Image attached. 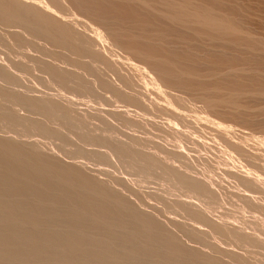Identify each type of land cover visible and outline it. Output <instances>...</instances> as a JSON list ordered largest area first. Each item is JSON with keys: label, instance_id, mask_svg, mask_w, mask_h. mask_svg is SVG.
Returning a JSON list of instances; mask_svg holds the SVG:
<instances>
[{"label": "rangeland", "instance_id": "obj_1", "mask_svg": "<svg viewBox=\"0 0 264 264\" xmlns=\"http://www.w3.org/2000/svg\"><path fill=\"white\" fill-rule=\"evenodd\" d=\"M34 1L27 0V2L30 4H33ZM176 1L181 2L182 0H176ZM190 1H192L193 6H194L192 7L194 9L196 8L201 9L202 7L204 8L208 7L209 10L211 9V11H213L215 15L225 18L227 22L230 23V25L233 24L236 28H238V32L236 33L234 32L233 34H230V35H225V36L223 35V37H221V35L219 36L218 33H217L218 35H216V32H213L210 30H206L203 28H193L192 29V27H189L187 25L185 26L178 22L168 21L162 18L161 16H158L157 15L158 13L156 14V12L152 10H147L144 8H139L138 9L139 11L137 10L136 14L138 15L129 17L128 15H126V12H123L122 8L120 9V6L125 7L124 6L126 5L125 2H120L118 0L117 1L116 0H103V3H104L103 6L112 11V13L109 14L110 17H105L107 19V22L111 25L110 27H114V28L119 27L120 29L130 30L134 34H138V35L148 34L149 36L148 35L147 36L150 38L151 42H155L153 45V47H155L153 49L154 50L153 52H155L154 54L156 55V57L160 59V61L158 59V62L160 63L162 62L161 61L162 59H166V58H169L173 60L174 62L176 61L175 63L176 73L182 69L185 70L187 68L188 70L189 67L192 70L195 69V71L197 72L196 76L192 78L188 76H184L182 77V79L180 78L181 80L177 81V83H179L178 88L176 87L174 89L168 88L169 91L166 88H164L166 87L164 86V84H162L159 80H158L159 82L157 81L156 74L155 75L151 74V73H154V71L148 68V65H146L145 63L141 61H138V59L136 60L135 57L132 58V55L128 56L130 54H126V51L124 49L121 50L122 48H119V46L116 45L115 42L111 41L112 39H109L107 35H104L105 34L104 30H101V28L99 27H97V30L101 31L102 33L98 34L97 33L98 31L97 30L95 31L93 29V27L95 28L97 25H95L90 19L86 17L84 18L81 15H78L80 18H78L77 15L74 16L73 18L72 15L74 14V12L72 13V11L70 10H66L68 13L64 11L65 13H67L64 16L68 17L69 15L70 17L68 18L72 17L71 18L72 20H74L75 17H77L74 20L76 21L75 23H78V24H75V27L78 30L81 27L79 31L82 32L84 29L83 32L85 34H87L88 36H90L89 34H91V37H94V39L97 40L95 45L99 44L100 46L97 45L99 49L97 48V46L95 48H97V50H99L103 56L105 55L104 57L106 59L107 57L111 58V56L113 55L112 56L114 58L113 60L112 58H111V61H110V58L109 60L107 59L110 63L113 62L111 64V66H113L112 68L110 67V65L108 66V64L104 62L97 61V60L92 61L91 57H84V59L88 60L87 62L89 66L91 63V66L89 67V69L86 70L85 68H82L81 65L80 67H77L79 66V64H71L69 63L70 61L67 62V59L64 58L63 56L57 55V53L53 51L54 48L48 42L41 40V39H37V38L34 39V37H32L34 40L33 41L31 39V36L28 33H26L28 36L27 37L28 41L26 39V42L22 43L24 46H27V47H24L25 48L24 49L22 45L20 46L21 43H16V41L11 37L9 32H7L6 29L4 30L3 28H1L3 26H0V35H1L0 40L2 39V41L0 42L6 43V44L3 43L4 46L0 43V50L2 51V52L0 51V64L6 66V68H9L8 70H10V72L13 75H16V76L19 75L18 77L20 78H19L18 83H15L16 89L29 91V93H31L32 95H36L39 98L43 99V101L41 102L43 104L42 106L45 105V107L47 103L50 104V105L47 104V107L48 106L49 107L51 106L52 108L55 107V106L53 107V105L50 102L52 98L55 100H58L59 98L61 100V101L59 100V102H62V103L66 101V103L64 104H66L67 107L71 111H73V113L77 117H82V119L85 120V122H87V123L85 122L84 123H85L86 129L90 133L95 132L97 134L99 133L102 135L107 134L105 136H109V137L113 136L112 138L117 137L118 139L120 138L121 141H124L130 145L134 144L133 146H136L146 152L140 159L136 160L132 157L119 156L115 152L110 153V151L115 150L113 146H109L106 144H103L101 146H96L97 144H92L93 142H92V139L90 138V135L87 134L88 136H86V132L84 130L82 129L80 130L79 128L75 126L73 127L72 125L70 126V124H68V121H66L63 116H60V118L59 116L57 117L55 114H57L56 112H58V110L56 111V109H53L54 110L53 111L51 110V107L50 108L48 107L49 109L44 108V107L41 108L42 112H47L48 110L49 111L51 110L50 113L48 111V113H41V115L34 114L33 116L35 117L36 115V118L43 117L47 119L49 122H51L53 118L56 119L54 126H56L57 128L59 127V129L62 128V131H64L63 133L66 132V134L73 136V137L72 136L70 137V140L68 139L69 142L68 140H66L67 142H65L64 140L58 137L51 136L47 132H44L42 129H39L42 131V132H39L37 131L38 127L36 128L30 123H29L30 126L27 125L28 122L26 119H24L25 118L24 113H26L27 111L23 109V107L18 106V105H15V107L13 108L15 110L6 109V108L5 110L3 108L4 110L0 111V113H5V112L10 113L11 112L12 114L11 116H13L9 118L8 121L6 120L8 118L3 117V120H6L5 122H3L2 118L0 117L1 119L0 128H2L0 129V135L8 136V137L15 136L16 138H19V139L21 138L26 139V140L28 139L27 141H29L30 139V141L31 140L33 142L35 141L34 143L36 144L37 148L39 146L41 147V148L39 147L40 149L44 147L43 148L44 151H47L48 153H50V151L51 153L53 152L52 155L55 154L54 156H57L56 158H58L59 156L60 159L58 158V160L59 161L63 160L61 162H64L66 164L68 163L71 164L73 162L75 163L76 161L86 173L88 172L87 174L89 175L91 174V176H97L100 179L103 177L105 178L107 177L106 179L103 178V180H105L108 184L110 183L111 186L115 184L113 187L116 189L120 187L119 191L122 190L120 191V193L123 192L122 194L125 197H127L132 202L134 201L133 203L138 208L140 206L139 209L146 211V213H150L151 215L155 216V218H157L158 215H160L159 218H157L156 220H158L159 222L161 220L160 223L163 225V227L165 228L167 226L165 228L166 230L168 229L167 231L170 230L169 232L173 234L175 232L174 235H177V237L180 235L179 236L181 237L180 240L183 241V243L186 244L187 246L190 245L191 248H195V249L197 248L200 251L202 252L205 251L204 253L211 254V255L216 254L215 252H217V250L215 251L214 249L220 248L222 249V251L224 250V252L227 255V257L224 255L225 259H229L228 256L229 255L231 256L232 254H235L236 252L241 257L238 259H234L232 261V264H246L245 261L247 260L253 264H259V263L264 264L263 262L264 259H262L264 258V226H263L264 225V160H263L264 158V149H263L264 148V143H263L264 142V0H190ZM119 2L122 5L116 4ZM156 2L158 1L156 0ZM158 4L160 6L158 5L157 6L160 9H162L163 4L160 2ZM114 10H118L119 14L115 13ZM86 19L89 22H92V24H90ZM141 19H144V20L142 21ZM147 19H149V21L151 20L149 22L150 24L147 23V21H145ZM136 20H139V21H136ZM86 21L88 22V24ZM117 22L118 23L120 22V25H118ZM113 23L115 25H113ZM77 25H80V27ZM146 25L149 26L148 27L149 29L146 28L147 27ZM91 27L94 31L90 30ZM85 29H88L87 30L88 33L85 32L86 31ZM4 34H6L7 36ZM151 38H154V39H151ZM7 39H11V42H9V40L7 41ZM38 42L40 43L43 42V43L39 44ZM142 42L143 41L139 39L137 43H140L139 45H142ZM48 47H50V49L52 48L53 49L50 50ZM9 48L11 49V51ZM43 48H45V50ZM101 48L102 49L104 48L106 50L103 49L104 50L103 51ZM23 49H24V52H21L23 51ZM3 50L5 51L7 50V51L5 52ZM108 50L112 51V52H109L111 53V56L106 54L108 53ZM8 51H10V53H8ZM28 52L30 55H27ZM47 52H50V53L52 52V54L47 53ZM33 53L34 54L36 53V54L31 55ZM112 53H114L115 55ZM157 54L158 55L161 54V55L157 56ZM42 55L45 58H42L41 57ZM6 56L8 57L6 58ZM19 56H20V59H19ZM35 56L37 57V59ZM25 57H28L30 59H27ZM14 59L15 60L17 59L19 61L14 62ZM21 59L23 60L22 63H20ZM43 59L51 63L56 62L55 63L56 65H59L60 67L64 66L65 68L62 67L64 69H67V70L71 69L70 71L76 70L74 71L76 73L80 72L81 74L80 73L79 74L82 75L84 79L86 78L85 80L88 81L87 83L89 84L90 87L94 86L96 89L97 88L98 89L96 90L94 87L93 88L91 87V93H90L87 90L85 91L83 90L82 92L81 90L74 89L76 90L74 91L72 88L68 86H62V84L59 85L60 82H58L55 77H51L53 76V74H51L50 76V73L47 70H45L44 66L41 63L45 61ZM178 59L180 60V62ZM50 60H52L53 62ZM24 61L26 62V64L29 63V65H26ZM57 61H60V62H57ZM65 61H66V64H65ZM133 62L135 64H133ZM6 63L8 65L10 64L11 66H8ZM117 63H118V67L116 66ZM138 64H141L142 66ZM24 65H26L27 68ZM94 65L98 67L99 69L96 68ZM67 66L68 68H66ZM74 66H75V69L72 70ZM138 66L141 67V69H139ZM28 68L32 71H30ZM105 69L106 71L107 70L108 71L106 72ZM148 70H150L151 73ZM13 71L16 73H13ZM27 71L30 73H27ZM83 71H86L84 72L85 75L83 74ZM88 71L89 73H87ZM93 71H95V75L97 77L94 75ZM120 71H123V72H120ZM145 71L147 72V75L146 73H144ZM111 74L112 75L114 74V76L110 77ZM43 75L44 76L46 75V76L44 77ZM102 75H104V77L108 75L107 77L109 80L106 77L104 78ZM122 75H125V77ZM140 75L142 79L139 78ZM150 75H152V77L155 78V80L152 79ZM145 76H147L148 78ZM114 77H116L117 80ZM133 77L135 80L133 79ZM95 78H97L98 80L97 79L95 80ZM125 78H126V81L124 82L123 79ZM143 78L145 79V81H143ZM104 79L109 83L111 82V84L117 83L115 86L123 84L122 88L125 87L126 89H129V91L131 92H134V93L136 92V94L140 91L138 93L139 95L137 94L140 97V100L144 98L141 101L143 102L146 101L149 105L145 102L144 105H134L133 104L132 106V104L118 99L115 95H113V91L111 90L109 91V93H111V97H110L109 96L110 94L106 93L108 92V89L102 87V85L99 84L100 80L105 81ZM137 79H140V80H137ZM4 81H5V84H4ZM153 81H155L158 84L156 85L155 82ZM179 81H181L184 85L181 84ZM6 82L8 83L9 81L0 79V96L1 94H6L7 93L5 92L6 90L8 91V93H10L9 92L10 88H5V86L6 87L9 86V84H7ZM128 82L130 83L128 84ZM136 82H138V84ZM144 82H147V83H144ZM2 83L4 84V87H2L3 86ZM96 83L99 85H96ZM153 83L156 85V89L154 88L155 86ZM141 84L143 85V87L141 86ZM138 85L140 86V88ZM180 85H182V87ZM183 86L185 87L183 88ZM117 87L119 88V86ZM125 88L124 90H126ZM135 88H138V90H136ZM158 88L159 90L161 89L162 90L159 91ZM3 89H5V91ZM216 89H220V93L219 91H216ZM98 90H100V92H98ZM143 91L145 92L143 93ZM101 92H104V93L102 94ZM160 92L161 94H163L162 96ZM214 92H217V93H214ZM107 94L109 95L107 96ZM149 94L151 97L149 96ZM224 94L226 96L233 95L234 98L233 97L232 98L234 99V103H230L228 105L227 104L221 105V103H217L216 101L215 105H213L214 107L212 106V107H205L206 109L204 108V104L202 101L203 97H206V98L211 97L213 100H217L218 98H220L221 95L223 96ZM87 95H90L91 97ZM141 95H144V96L142 97ZM156 96L157 98L156 100H154L155 98L153 99L152 97H156ZM199 98L201 100H199ZM113 99L117 101L114 100L115 101L114 102L112 101ZM194 101L196 104L193 103ZM201 101H202L201 106H198L201 103ZM152 106H153V109L155 108L156 111L151 109ZM126 107L130 111H128ZM131 108L134 110V111L132 110L134 113L131 111ZM136 108H138V110L140 109V111L142 112L140 111L138 112ZM7 110H10V111H7ZM122 110L123 111L126 110V112L125 111L123 112ZM143 111L147 113L148 117L146 116V114L144 115ZM148 111H151V112L149 113ZM51 112L53 115L51 114ZM117 112L118 114L119 113L120 114L118 115ZM136 112L138 115L136 114ZM128 113L129 114L131 113V114L129 115ZM157 113L159 114L157 115ZM16 114H17V117H16ZM96 114L97 116H94ZM20 115H21V118L19 119ZM84 115L85 117L86 116L87 117L85 118ZM138 116L140 117V119L138 118ZM199 117H203V118H199ZM149 118L150 119L152 118L153 121H151ZM15 119H16L15 121L16 123L14 122ZM143 119L147 121V123L146 122L144 123ZM149 121L153 123H149ZM1 122L6 123L7 125L6 124L3 125V123ZM11 122L15 124H12ZM93 122L96 124H92ZM219 123H221L220 124L221 126L218 125ZM16 124L18 126L20 125L19 127H21L24 130L27 129L26 130L27 132L26 131L23 132V130L20 128L22 130L21 131L19 127L17 128ZM88 124H90V127L88 126ZM99 124L101 126H99ZM144 124H146L148 128ZM154 124H156V127L152 128L155 126ZM157 126L159 127V130ZM28 128L29 129L31 128L30 129L31 131H28L29 130ZM93 128H94V131L92 130ZM77 129H79V133H80L79 138H77L76 135L74 134L78 132ZM101 131L103 133H100ZM159 132H160V135H159ZM162 133H164V137ZM219 136L221 137L223 136L224 138L222 137L223 138L222 139ZM255 138H258L259 142H257ZM229 143H230V146H229ZM236 148H239V149L236 150ZM149 155H153L156 157L158 165H156L157 163L154 164L150 160ZM119 157H122V158L120 159ZM258 157H260V159ZM246 159L248 161H246ZM79 160H80V163L83 162L81 163L82 165L79 163ZM83 166L85 168H83ZM173 167L176 169H171ZM85 169H87L88 171ZM106 169L108 171H106ZM181 169H182V172L183 171L186 172L188 176L192 175V177H195L193 178L194 183H197L196 181L201 182V183L202 181L203 183L206 182L207 184L205 183L206 189L203 190L204 192L202 191V193H200L201 191H197V190L194 192L193 189H191L194 186L192 185L193 187H190L191 186L190 184L188 183L186 184V182H184L185 178L183 176L181 177L182 174L186 175V173L180 172ZM171 170H172V173L170 172ZM173 170H176V171H173ZM109 171L111 172V174ZM178 171L182 174L181 175L178 174ZM107 172L109 173V175L107 174ZM93 173H96V175ZM98 173L99 175H97ZM121 177L125 178V180L122 179ZM181 178H184V179H182L181 181ZM108 179H111V180H108ZM121 180L122 181L124 180V181L122 182ZM110 181H114V182H110ZM119 183H121V185L123 183L124 184L121 186ZM187 185H190V186H187ZM140 195L141 197H139ZM170 198L172 199L171 201L169 200ZM173 198H176V200L177 199H180L181 201L183 200V204L185 203L183 206L184 208L179 207L178 204L176 205V200ZM141 199L145 201H142ZM151 200H153L154 202ZM152 202L154 204H156L155 202L157 203L160 202L159 208H158V204L154 205ZM166 203H167V206H166ZM173 204H174V207H173ZM169 209L172 211H169ZM203 210L206 212V214H208L209 217H211V221L214 220L215 222L222 224L223 227L225 226L224 228L228 230L227 231L228 233L226 235H223L225 233H221V235L220 233L219 234L214 233L213 235V232L209 228V224L207 226V223L205 224V222L204 224L203 222H199V221L195 222V220H192L190 218L191 215L193 216L195 214H199L200 212L202 213ZM184 217H186L187 219ZM179 219H181L183 222ZM184 220L189 221L190 224L189 222L187 224V222H184ZM192 222H195L193 223L194 225L191 224ZM178 223L181 226L197 225L195 227H199V229L201 227L202 231L204 229H208V228L209 229L204 230V232H206L204 234V238L202 237L200 239L199 238L197 239L193 237L192 239V236L185 234L184 230L181 228V226ZM174 225L176 226L174 227ZM183 235L185 238L183 237ZM206 235H207V238L205 237ZM219 235L222 237V239L221 237H219ZM223 237L225 240L223 239ZM186 238H189V239H186ZM206 239H209V240L206 241ZM184 240L187 242H185ZM210 240L212 241V243ZM195 241L196 242L199 241V243L198 242L196 243ZM189 242L190 244H188ZM200 242H202L203 244H200ZM204 242H206L205 244H207L208 246H206ZM221 242L222 243L225 242V243L222 245ZM210 244L214 246L213 249L211 248ZM201 246L205 249H203ZM226 249L227 250L231 249L230 250L231 252L227 251ZM212 253H215V254H212ZM244 259L246 260L244 261ZM252 259H254L255 261Z\"/></svg>", "mask_w": 264, "mask_h": 264}, {"label": "bare ground", "instance_id": "obj_2", "mask_svg": "<svg viewBox=\"0 0 264 264\" xmlns=\"http://www.w3.org/2000/svg\"><path fill=\"white\" fill-rule=\"evenodd\" d=\"M25 1H23V0H0V26H3L1 28H3L4 30L6 29V31L9 32V34L16 41V43H21L20 46L22 45L23 48L27 47V46H24L22 43L26 42V39L28 37L26 33H28L31 36L32 40H33L32 37H34V39L37 38V39H41V40L48 42L54 48L53 51H55V53H57V55L63 56L64 58L67 59V62L70 61L69 63H71V64H79V66H77V67H80V65H81L82 68H85L86 70L89 69V67L91 66V63L89 62L90 63V66H89V64L87 62L88 60L84 59V57H91L92 61L97 60V61L104 62V63L108 64V66L110 65V67L112 68L113 66H111V64L113 62L110 63L108 61L110 57H107V59H108L107 60L104 57L105 55L103 56L102 53H100V51L97 50V48L99 49L98 46H100L99 44H97L98 46L95 45L97 40H95L94 37H91V34H89L90 36L85 34L83 32L84 29L82 32L79 31L81 28L80 27L81 24L77 25L80 27L79 30L75 27V24H78V23H75L76 21H74L77 17H75V19L72 20L71 19L72 17L68 18V17H70L69 15H68V17L64 16L65 14L68 13L66 10H70V11H72V13L74 12V14L72 15L73 18L76 15L77 16L81 15L84 18L86 17V18L90 19L95 25H97L95 28L93 27V29L95 31L97 30V27L101 28V30H104V32H105L104 35H107L109 37V39H112L111 41L115 42V44L118 45L119 48H122L121 50L124 49L126 51V54H130L128 56L132 55V58L135 57L136 60L138 59V61H141V62L145 63L146 65H148V68L152 69V71H154V73H151L150 70H148V71H150V73L152 75L156 74L157 81L159 80L162 84H164V86H166L164 88H166L167 90H168V88H170V89L171 88L174 89L175 87L178 88L179 83H177V81L181 80L182 77H184V76H188L191 78L196 76L197 72L195 71V69H193V70L190 69V67L188 70L186 68L185 70H183V69L180 71L178 70L179 72L176 73V69H175L176 68V64H175L176 61L174 62L173 60H171L169 58L162 59L161 60L162 62L159 63L158 62L159 58H157L156 55L154 54L155 52H153L154 51L153 49L155 48V47H153V45L155 42H151L150 38L148 37L149 36L148 34H147L148 36L146 34H141V35L139 34L138 35V34H134L130 30L120 29L119 27L118 28L110 27L111 25L107 22V19L105 17H110L109 14L112 13V11L103 6V4H104L103 0H35V1L32 0V1H34L33 4L28 3L30 1H28V2H27V0H25ZM118 1L126 3V5H124L125 7L120 6V9L122 8L123 12H126V15H128L129 17L138 15V14H136L137 10L139 8H144L147 10L154 11V12H156V14L158 13L157 14L158 16H161L162 18H164L168 21L178 22V23H181L182 25H185V26L187 25L189 27H192V29L193 28H203L206 30H210V31L216 32V35H218V34H219V36L221 35V37H223V35L225 36V35L233 34L234 32L235 33L238 32V28H236L233 24H232L233 26L230 25V23H228L225 18L218 16V15H215L213 13V11H211V9L209 10L208 7H207L208 9L204 8V7H202L201 9L195 7L196 9H194L193 3L190 0H182L181 2H177L176 0H157L158 2H156V0H118ZM120 2L116 3V4L122 5ZM159 2L163 4L162 9H160L158 7V6H160L158 4ZM118 10H114V12L119 14ZM64 11H66L67 13H65ZM78 18H80V17L78 16ZM141 20L143 21L144 19H141ZM136 21H139V20H136ZM145 21H147V23H149L151 20L149 21V19H147ZM145 21H144V23H145ZM81 22H83V21H81ZM88 22H87V24H88ZM92 22H89V23L92 24ZM114 23H116V22H114ZM114 23H113V25H115ZM118 25H120V22L118 23ZM148 27L149 26H147L146 28H148ZM83 28H85V27H83ZM89 28H90V26H89ZM93 29L91 27L90 30H93ZM85 30H86L85 32L88 33V31H87L88 29H85ZM97 31H98L97 32L98 34L102 33L99 30H97ZM1 32H2V30H1ZM148 32H149V30H148ZM1 34H3V33H1ZM4 35H6V34H4ZM7 35H8V33H7ZM8 38H10V37H8ZM11 39H7V41L9 40V42H11ZM139 39H141L143 41L142 45H139L140 43H137ZM151 39H154V38H151ZM0 41H2V39ZM27 41H28V39H27ZM3 43H1V44L3 45ZM12 43H14V42H12ZM38 43L41 44L43 42H41V43L38 42ZM4 44H6V43H4ZM26 45H27V43H26ZM14 46H16V45H14ZM96 46H97V48H95ZM45 48H47V47H45ZM45 48H43V49L45 50ZM48 48L50 49V47H48ZM108 48H109V46H108ZM2 49H3V47H2ZM24 49L21 52H24ZM32 49H33V47H32ZM52 49H50V50H52ZM41 50H42V48H41ZM104 50H106V49H104ZM3 51H5V50H3ZM10 51H11V49H10ZM10 51H8V53H10ZM29 52H30V50H29ZM29 52L27 55H30ZM109 52H112V51L108 50V53ZM165 52H167V51H165ZM47 53H50V52H47ZM108 53H106V54L111 56V53H109V54ZM35 54L33 53L31 55H35ZM50 54H52V52ZM53 54H54V52H53ZM112 54H114V53H112ZM160 55L161 54H159V55L157 54V56H160ZM112 56H111V58L113 60L114 58ZM7 57L8 56H6V58ZM28 57H30V56H28ZM28 57H25V58L30 59ZM41 57L45 58V57H43V55ZM111 58H110V61H111ZM19 59H20V56H19ZM36 59H37V57H36ZM43 60H45V59H43ZM48 60H49V58H48ZM15 61H19V60L14 59V62ZM22 61L23 60L21 59L20 63H22ZM50 61H52V60H50ZM115 61H116V59H115ZM159 61H160V59H159ZM57 62H60V61H57ZM179 62H180V60H179ZM41 63L44 66L45 70H47L50 73V76H51V74H53V76H51V77H55L57 79V81L60 82L59 85L62 84V86H68V87L72 88L73 90L74 89L81 90L82 92H83V90L84 91L87 90L91 93V87L93 88L94 86L90 87L89 84L87 83L88 81H86L85 80L86 78L84 79L82 77V75H80L81 74L80 72H77L78 73L77 74L76 72H74L76 70L70 71L71 69L70 70L64 69L65 68L64 66L61 65L62 67H64V68H62L59 65H56L55 64L56 62L51 63V62H47V60H45L44 62H41ZM25 64H26V62H25ZM65 64H66V61H65ZM133 64H135V63L133 62ZM26 65H29V63ZM26 65H24V66L26 67ZM92 65H93V63H92ZM96 65H98V64H96ZM138 65H141V64H138ZM8 66H11V65L9 64ZM13 66H15V65H13ZM30 66H31V64H30ZM116 66L118 67V63L116 64ZM22 67H23V65H22ZM134 67H135V65H134ZM66 68H68V66ZM96 68H98V67H96ZM132 68H133V66H132ZM8 69L9 68H6V66L0 64V76H1L0 79L9 81L8 83L6 82L7 84H9V86L8 87L5 86V88H10L9 89L10 93H8L7 90L5 91V89H3L7 93L1 94V96H0V111L4 110L5 108L15 110V109H13L15 107V105L21 106V107H23V109H25L27 111V112L25 111L26 113H24L25 114L24 119H26L28 122L27 125H29V123H30L33 126H35L36 128L38 127L37 131L42 132L41 130H39V129H42L44 132H47L51 136L58 137V138L64 140L65 142H67L66 140H68V139L70 140V137L72 135L70 136V135L66 134V132L63 133L64 131H62V128H60L62 131L61 132L59 127L57 128L56 126H54L56 119L53 118V120H51V122H49L47 119H45L43 117H41V118L37 117L36 118V115H35V117L33 116L34 114L41 115V113H48V111H49L48 109L51 106L50 107L48 106L49 108L47 107V104H49V103L46 104V107H45V105L42 106L43 104L41 101H43V99L39 98L36 95H32L31 93H29V91L16 89L15 83H18L20 77H18L19 75H17V76L13 75L10 72V70H8ZM19 69H21V68H19ZM73 69H75V66H74V68H72V70ZM106 69H105V71H106ZM139 69H141V67H139ZM30 71H32V70H30ZM89 71H91V70H89ZM89 71L87 73H89ZM84 72H86V71H83V74H84ZM93 72L95 75V71H93ZM120 72H123V71H120ZM13 73H16V72L13 71ZM27 73H30V72L27 71ZM144 73H146V75H147L146 71ZM25 74H26V72H25ZM108 74H110V73H108ZM36 75H38V74H36ZM90 75H91V73H90ZM141 75L139 78H141ZM152 75H150V76L152 77ZM102 76L104 77V75H102ZM107 76H105V77L108 79ZM112 76H114V74L113 75L111 74L110 77H112ZM122 76L125 77V75H122ZM128 77H130V76H128ZM128 77H127V79H128ZM142 77H144V76H142ZM145 77H147V76H145ZM114 78H116V77H114ZM121 78H123V77H121ZM96 79L97 78H95V80ZM133 79H134V77H133ZM152 79L155 80V78H153V77H152ZM87 80H88V78H87ZM116 80H117V78H116ZM137 80H140V79H137ZM123 81L125 82L126 78L123 79ZM143 81H145L144 78H143ZM138 82H136V83L138 84ZM153 82H155V81H153ZM179 82L181 84H183L181 81H179ZM118 83H119V81H118ZM129 83L130 82H128V84ZM144 83H147V82H144ZM144 83H143V85H144ZM4 84H5V81H4ZM4 84L2 87H4ZM12 84H14V85H12ZM99 84H101L102 87L108 89V92H106V93H109V91L111 90V91H113V95H115L118 99L130 103V104H132V106H133V104L134 105H144V103L146 102V101L145 102L141 101L144 98H142L140 100V97L138 96L139 95L138 93L140 91L139 92L137 91L138 92L137 93L138 95H137L136 92L135 93L131 92V91H129V89H126L124 87L128 91L127 92L126 90H124V88H122L123 87L122 83H121L122 85H117V86H119V88L117 86H115L117 83L116 84L112 83L113 84L112 85L111 82L109 83L106 80L105 81L100 80ZM99 84L96 83V85H99ZM155 84L157 85L158 83L155 82ZM155 84H154V86H155L154 88L156 89ZM143 85L141 84L142 87H143ZM127 86H129V85H127ZM180 86L182 87V85H180ZM96 87H98V86H96ZM184 87L185 86H183V88ZM139 88H140V86H139ZM135 89L138 90V88H135ZM76 90H74V91H76ZM151 90H152V88H151ZM158 90H159V88H158ZM161 90H159V91H161ZM216 91H219V93H220V89H216ZM98 92H100V90H98ZM104 92H101V93L103 94ZM144 92L145 91H143V93ZM155 92H157V91H155ZM214 93H217V92H214ZM109 94H107V96L109 95L111 97V93H109ZM160 94H161V92H160ZM166 94H168V93H166ZM84 95H86V94H84ZM162 95L163 94H161V96ZM219 95H218V97H219ZM87 96H90V95H87ZM94 96H96V95H94ZM141 96L143 97L144 95H141ZM149 96H150V94H149ZM157 96L152 97V98L153 99L155 98L154 100H156ZM161 96H160V98H161ZM229 96H226L224 94L223 96L221 95L220 98H218L217 100H213L211 97H209V98L203 97L202 101L204 104V108L205 107H212L213 105H215L216 101H217V103H221V105L222 104L228 105L230 103H234L233 95L230 97ZM215 97H216V95H215ZM109 99H111V98H109ZM115 99H113L112 101H114ZM59 100H60L59 98H58V100H55L53 98L50 100L53 107L55 106L54 108L51 107V110H53V109H56V111L58 110V112L55 111L57 113L55 115L57 117L59 116V118H60V116H63L65 118V120L68 121V124H70V126L72 125L73 127L75 126V127L79 128L80 130L81 129L84 130L86 132V136L90 135V138L92 139V142H93V143L91 142L92 144H97L96 146H101L103 144L113 146L115 150L110 151V153L115 152L119 156L132 157L136 160L140 159L144 155V153H146L142 149H140L136 146H133L134 144L130 145L124 141H121L120 138H119L120 139L119 140L117 137H116L117 138L116 139V138H112L113 136L112 137L105 136L107 134L102 135L99 133L97 134L95 132H94L95 134L92 132L90 133L86 129V126H85V123H87V122H85V120H83L82 117H77L73 113V111H71L67 107V105L64 104V103H66V101L65 102L63 101L64 103H62V102H59ZM164 100H166V99H164ZM193 100H191V101H193ZM199 100H201V99L199 98ZM115 101H117V100H115ZM202 101L198 106H201ZM45 102H46V100H45ZM45 102H43V103H45ZM148 102H149V100H148ZM153 102H151V103H153ZM196 102H197V100H196ZM155 103H156V101H155ZM193 103H195V101ZM43 107L48 108L47 109L48 111L42 112L41 108H43ZM154 107H156V106H154ZM129 108H130V106H129ZM132 108H131V111L133 110ZM126 109H127V107H126ZM136 109L138 112L140 111V109L139 110H138V108H136ZM149 109H150V107H149ZM151 109H153V106ZM195 109H196V107H195ZM199 109H197V110H199ZM153 110H155V108ZM202 110H203V108H202ZM7 111H10V110H7ZM50 111H49V113H50ZM124 111L126 112V110H124ZM128 111H130V110H128ZM176 111H177V109H176ZM140 112H142V111H140ZM148 112L150 113L151 111H148ZM17 113H19V112H17ZM143 113H144V115L146 114V116L148 117V115H147V113H145V111H143ZM13 114H14V112H13ZM51 114H52V112H51ZM117 114H118V112H117ZM136 114H137V112H136ZM158 114L159 113H157V115ZM11 115H12L11 112L10 113L9 112L0 113V117L2 118V120L4 117V118H8V119H6L7 121L9 120V118L13 117ZM94 116H97V114ZM199 116H201V115H199ZM14 117H15V115H14ZM16 117H17V114H16ZM84 117H85V115H84ZM20 118H21V115H20L19 119ZM130 118H131V116H130ZM138 118L140 119L139 116H138ZM152 118L151 119L149 118V119L151 121H153ZM199 118H203V117H199ZM132 119H134V118H132ZM144 119H146V118H144ZM144 119H143V122L147 123V121H145ZM6 120H3V122H5ZM21 120H20V122H21ZM102 120H100V121H102ZM104 120H106V119H104ZM135 120H137V119H135ZM0 121H1V119H0ZM15 121H16V119L14 120V122ZM3 122H1V123H3ZM15 123H12V124H15ZM149 123H153V122L149 121ZM4 124H6V123H3V125ZM66 124H67V122H66ZM92 124H96V123L93 122ZM156 124H154L155 126L152 128H155ZM220 124L221 123H219L218 125H220ZM22 125H24V124H22ZM144 125H146V124H144ZM19 126L17 125V128ZM88 126L90 127V124H88ZM99 126H101V125L99 124ZM26 127H28V126H26ZM143 127H145V126H143ZM146 127L148 128L147 125H146ZM11 128H12V126H11ZM20 128L21 127H19V129ZM212 128H213V126H212ZM223 128H225V127H223ZM0 129H2V128H0ZM30 129L28 131H31ZM79 129H77V131H78L77 133H74L77 138H79V134H80ZM22 130L24 132L27 129L26 130L22 129ZM92 130L94 131V128ZM158 130H159V127H158ZM197 130H199V129H197ZM35 131H36V129H35ZM102 131L100 133H103ZM104 131H105V129H104ZM33 132H34V130H33ZM155 133H157V132H155ZM162 134L164 137V133H162ZM8 135H9V133H8ZM50 135H48V136H50ZM159 135H160V132H159ZM241 135H243V134H241ZM219 137H221V136H219ZM122 139H124V138H122ZM255 139L257 140V142H259L258 138H255ZM27 140L22 139V138L19 139V138H16L15 136L8 137V136L0 135V264H232V261L234 259H238L241 257L238 253L235 252V254H232V253H234V252H232L231 253L232 255L228 256L229 259H225L224 257L225 256L227 257V255L224 252V250L222 251V249H220V248L214 249L215 251L217 250V252H215L216 254L212 253L215 255H211V254L204 253L205 251L202 252L197 248L196 249L191 248L190 245H189L190 247L187 246L186 244L183 243V241L180 240V238H181V237H179L180 235L177 237V235H174L175 232L173 234V233L169 232L170 230L167 231L168 229L167 230L165 229L167 226L165 228L163 227V225L160 223L161 218L159 219L160 222L158 220H156L160 216V215H158V213H157L158 217L155 218V216L151 215L150 213H146V211L139 209L140 206L138 208L133 203L134 201L132 202L127 197H125L122 194L123 192L120 193V191H122V190L119 191L120 187L116 189L113 187L115 184H113V186H111L110 183L108 184L105 180H103V178H105V177L102 176L103 178L100 179L97 176H91V174L90 175L87 174L88 172L86 173L76 161H75V163L73 162L71 164L70 163L66 164L64 162H61L63 160L59 161L58 160L59 156H58V158H56L57 156H54L55 154L52 155L53 152L51 153V151H50V153H51L50 154L47 151L43 150L44 147L42 149H40L41 148L40 146H39L40 148L39 147L37 148L36 144L34 143L35 141L34 142L32 140L30 141V139H29V141H27ZM69 140H68V142H69ZM49 146H51V145H49ZM93 146H95V145H93ZM229 146H230V143H229ZM256 146H257V144H256ZM243 147H245V146H243ZM253 148H255V147H253ZM63 149H64V147H63ZM237 149H239V148H236V150ZM76 150H78V149H76ZM119 158L121 159L122 157H119ZM149 158L154 164L157 163L156 165H158V162H157V159L155 156L149 155ZM258 158L260 159V157H258ZM263 160H264V158H263ZM246 161H248V160L246 159ZM166 162H168V161H166ZM79 163H80V160H79ZM81 163H83V162H81ZM83 168H85V167L83 166ZM108 168H110V167H108ZM171 169H176V168L173 167ZM85 170H87V169H85ZM106 171H108V170L106 169ZM173 171H176V170H173ZM97 172H98V170H97ZM170 172L172 173V170ZM180 172H182V169ZM180 172L178 171V174L181 175L184 171L182 173H180ZM184 173H186V172H184ZM93 174L96 175V173H93ZM107 174L109 175L108 172H107ZM110 174H111V172H110ZM97 175H99V173ZM182 176L185 179L181 178V181H182V179H184V182H186V184L188 183L191 185V186L190 185H187V186H190V187L194 186L193 188H191V189H193L194 192L197 190V191H201L200 193H202V191L206 189L205 188L206 184H207L206 182H205L206 184L203 183V181H202V183L198 182V181H196L197 183H194L193 178H195V177H192V175L188 176L187 173H186V175L182 174L181 177ZM118 177H120V176H118ZM113 178H114V176H113ZM122 179L125 180V178H122ZM108 180H111V179H108ZM251 180H253V179H251ZM194 181H195V179H194ZM110 182H114V181H110ZM119 184L121 185V183H119ZM125 184H127V183H125ZM228 193H230V192H228ZM139 197H141V195ZM149 197H151V196H149ZM173 199L176 200V198H173ZM169 200L171 201L172 199L170 198ZM142 201H145V200H142ZM151 201H153V200H151ZM170 201H169V203H170ZM149 202H150V200H149ZM157 202H155V203L158 204V208H159L160 202L159 203H157ZM148 204H150V203H148ZM156 204H154V205H156ZM177 204L179 205V207L184 208L183 206L185 203L183 204V200L181 201L180 199H177L176 205ZM162 206H160V207H162ZM166 206H167V203H166ZM173 207H174V204H173ZM177 209H179V208H177ZM169 211H172V210L169 209ZM156 212H157V210H156ZM184 218H186V217H184ZM190 218L192 220H195V222L199 221V222H203V224L205 222V224L207 223V226L209 224V228L213 232V235H214V233H217V234L220 233V235H221V233H225L223 235H226L228 233L227 232L228 230H226L224 228L225 226L223 227L222 224H219L218 222H215L214 220L211 221V217H209L208 214H206V212L204 210L202 211V213L200 212L199 214H195L193 216L191 215ZM188 219H189V217H188ZM176 220H178V219H176ZM179 220H181V219H179ZM184 222H187V224H188L189 221L184 220ZM195 222H192L191 224H193ZM173 223H174V221H173ZM189 224H190V222H189ZM176 225H174V227ZM193 225H191V226H181L180 225V226L184 230L185 234L192 236V239H193V237H195L197 239L198 238L200 239L202 237L204 238V234L206 233V232H204V230H208L209 228L204 229L202 231L201 227H200V229H201L200 230L199 227H195L197 225H195V226H193ZM258 225H259V223H258ZM207 226H206V228H207ZM177 232H179V231H177ZM208 232H210V231H208ZM207 235L205 236L206 238H207ZM220 235H219V237H221ZM209 236H211V235H209ZM183 237H184V235H183ZM217 238H218V236H217ZM186 239H189V238H186ZM221 239H222V237H221ZM223 239H224V237H223ZM207 240H209V239H206V241ZM185 242H187V241H185ZM197 242L199 243V241H197ZM205 243L206 242H204V244ZM211 243H212V241H211ZM221 243H220V245H221ZM224 243L225 242H223L222 245ZM188 244H190V242ZM200 244H203V243L200 242ZM205 245L208 246L207 244H205ZM212 246L213 245H211V248L213 249L214 246L213 247ZM230 248H231V246H230ZM203 249H205V248H203ZM230 250H227V251H230ZM246 259H244V261ZM258 259H256V260H258ZM262 259H264V258H262ZM252 260H254V259H252ZM247 261H245L246 264H253V263H251L249 261L247 262Z\"/></svg>", "mask_w": 264, "mask_h": 264}]
</instances>
